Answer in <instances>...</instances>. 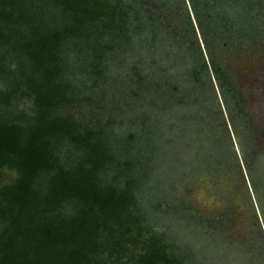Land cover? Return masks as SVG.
I'll return each mask as SVG.
<instances>
[{"label":"rangeland","instance_id":"1","mask_svg":"<svg viewBox=\"0 0 264 264\" xmlns=\"http://www.w3.org/2000/svg\"><path fill=\"white\" fill-rule=\"evenodd\" d=\"M109 1L131 9L79 21L63 0H0V54L21 44L12 54L23 58L32 28L52 30L58 69L39 83L52 108L0 93V118L13 127L0 151V258L26 243L32 252L12 264H39L43 222L30 218L47 209L57 231L80 237L77 264H140L159 248L169 256L159 264H264L263 28L238 25L233 3L229 21L202 15L200 25L190 0ZM52 109L65 120L48 135L53 163L19 205L14 157ZM64 179L76 189H58Z\"/></svg>","mask_w":264,"mask_h":264},{"label":"trees","instance_id":"2","mask_svg":"<svg viewBox=\"0 0 264 264\" xmlns=\"http://www.w3.org/2000/svg\"><path fill=\"white\" fill-rule=\"evenodd\" d=\"M63 2L69 7V9H72L76 13H78L77 19L79 21L88 19L92 15L101 13V7L110 10V12H113L112 7L114 9L116 8L117 10H115V13H119L122 15L128 14L131 9V5H126L121 1L119 5H112L109 0H105V2L103 0H63ZM190 2L192 9L197 15V21L200 25V18L203 17L202 15L212 16L213 18H217V21H220V19H224V22H227L230 19V13L232 14L233 12L237 14L235 22L238 23V25H241L242 27H245L246 25L251 29L257 30L263 28L262 31L264 30V8H260L256 4H252V0H190ZM220 2L223 3H221L219 7ZM199 3L201 4V7H203L202 13L200 12V9L197 8ZM231 3H233L235 7L233 8L232 12H228L226 9L229 8L228 5ZM28 21H30V23L32 24V20ZM33 25L34 24H32V26ZM32 29L33 30L30 31V33L26 36L28 49L25 51V56L23 58L20 57V54H12L17 50V48H21V44L13 48L11 47L10 50L4 52L3 54H0V80L6 83V85H3L0 93H7V95L9 94L8 96L10 97L11 92H14L20 94L21 97L22 95H25L24 97H32L34 101H36V98H39L40 96V99L37 100L36 105L38 107L40 105L47 107L50 101L46 93L43 94L41 91H39L41 87L39 83L44 81L46 76H49L50 74L52 75L53 71L58 70L57 68H55L56 66L51 68L49 64V58L54 57L53 54L49 55V53H51L50 39L53 36L56 37L57 34L55 31L51 30V34H48V36L45 38V35L42 34L43 32L40 33V31L37 32V30H35L34 28ZM22 30L23 29H21V31ZM17 31L20 32L19 29H17ZM38 35L41 37L39 38ZM35 59L38 60L35 61ZM204 63L206 65V62ZM213 69L217 74L218 84L221 87L224 95H226L228 93L226 85L227 83L220 76V73L224 74V71L221 68L217 67L214 62ZM50 104L51 105H49L48 107L52 108V103ZM18 113H20V115L22 116L24 115L23 110H19ZM34 114L38 116L40 113L36 111ZM49 116L48 118H46L47 120H42L40 116L39 123L37 122L34 127L32 126L29 129L25 141L22 145H20V149L16 152L17 156L14 157L16 159V162L14 161V163L18 165L21 176L16 185L18 193L16 192V190H10V200L17 202L19 205L24 203L21 198L25 195H28V193L31 191L32 184L39 169H42L53 163L52 151L49 148L51 140L48 139V135H52L63 130L65 120L61 117L58 118L56 112L53 109L50 112ZM32 117L34 118V115H32ZM33 118L30 117L27 120L29 121ZM7 119V117L5 118V120L0 118V151L3 150V145L1 144L4 141L5 136L8 137L7 134H9L10 129L13 128L10 126L11 124L8 125V123L10 122L7 121ZM1 154L5 155V152H2ZM87 174L88 176L90 175L89 172H87ZM68 186L71 191L75 190L77 187H75V183L65 181L64 179L58 186V189H64ZM80 186V191L85 196H88L92 193L88 188L89 185L87 186L86 183L81 184ZM95 195L98 197V194L95 193ZM46 211L47 209L43 212V215H40L39 217L30 218L32 221L35 219V222L36 220H39V223L37 224L43 222V226H39L43 228V231L41 230L42 235L37 239V248H39L42 258H40L39 262H37L39 264H65V262L66 264H69V261H71L72 264H77V259L81 258L80 256L85 257L84 251H82L81 249V244L77 243L76 240L80 237H77L75 234L69 236L66 233L67 230L65 232H62L66 229L64 225H59V229L57 231L56 218L58 215L54 214L52 216H47V213H45ZM14 212L15 209L13 206V208H11L10 212L8 213L11 223L17 218ZM37 212L39 211H35V214ZM30 227L31 221H28L26 223V226L24 227L25 231H29ZM48 239L53 240L51 244L47 243ZM33 247L34 246L31 245L30 248H27L26 243L22 244L18 248L16 247L15 250L7 253L6 259L5 257L4 259L0 258V264H12L15 261V257L17 255L27 256L28 253L32 252ZM162 253L164 255H162ZM59 255H61L62 257L64 256V258H66L67 255V259L60 263H55L58 260ZM155 257H157V259H155ZM168 257V254L162 251L161 248H159L156 250L154 255H149L146 251L143 255H141L138 261H140V264L142 262H145V264H159L158 260L160 259H162L163 263L169 262ZM83 259L85 260V258ZM84 260L83 263L79 264L90 263V261ZM96 263H98V261Z\"/></svg>","mask_w":264,"mask_h":264}]
</instances>
